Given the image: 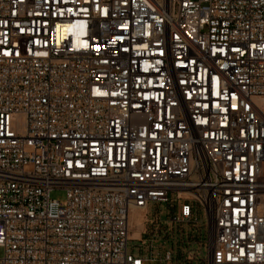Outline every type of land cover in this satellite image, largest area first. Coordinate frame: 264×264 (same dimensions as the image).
<instances>
[{
    "label": "built area",
    "instance_id": "built-area-1",
    "mask_svg": "<svg viewBox=\"0 0 264 264\" xmlns=\"http://www.w3.org/2000/svg\"><path fill=\"white\" fill-rule=\"evenodd\" d=\"M191 224L264 264V0H0V264H186Z\"/></svg>",
    "mask_w": 264,
    "mask_h": 264
},
{
    "label": "rangeland",
    "instance_id": "rangeland-1",
    "mask_svg": "<svg viewBox=\"0 0 264 264\" xmlns=\"http://www.w3.org/2000/svg\"><path fill=\"white\" fill-rule=\"evenodd\" d=\"M51 198L60 203H64L67 199V193L64 190H55L51 194ZM158 209L161 212V220L168 221L169 217V205L162 204V206L150 207V215L153 217L155 210ZM205 222V217H201L200 220ZM166 224V223H165ZM159 238L163 241H168L170 244H176L178 248V258L184 260L186 264H196L201 256L202 249L205 248L207 242L206 232L191 224L189 226H179L173 228V226H167L161 228ZM165 246L164 251L170 249V244ZM130 248L134 246H141L138 242H130ZM159 245H156L153 250V254H150V250L143 254L147 259H151L148 264H166L165 262L160 263L161 250ZM2 253H0V256Z\"/></svg>",
    "mask_w": 264,
    "mask_h": 264
},
{
    "label": "bare ground",
    "instance_id": "bare-ground-1",
    "mask_svg": "<svg viewBox=\"0 0 264 264\" xmlns=\"http://www.w3.org/2000/svg\"><path fill=\"white\" fill-rule=\"evenodd\" d=\"M146 213H147L146 208L133 211L130 218V225H131V229L133 230V233L131 235L132 239L141 238V233L144 229V221H145Z\"/></svg>",
    "mask_w": 264,
    "mask_h": 264
}]
</instances>
